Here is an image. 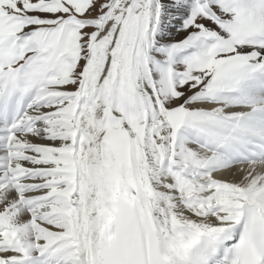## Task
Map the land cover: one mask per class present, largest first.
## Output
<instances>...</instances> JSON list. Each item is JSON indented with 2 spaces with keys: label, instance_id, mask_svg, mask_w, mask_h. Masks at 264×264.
I'll use <instances>...</instances> for the list:
<instances>
[{
  "label": "snow or ice",
  "instance_id": "snow-or-ice-1",
  "mask_svg": "<svg viewBox=\"0 0 264 264\" xmlns=\"http://www.w3.org/2000/svg\"><path fill=\"white\" fill-rule=\"evenodd\" d=\"M0 264H264V0H0Z\"/></svg>",
  "mask_w": 264,
  "mask_h": 264
}]
</instances>
